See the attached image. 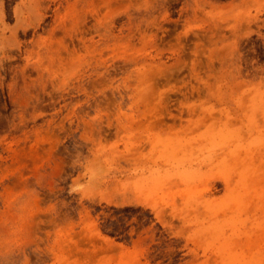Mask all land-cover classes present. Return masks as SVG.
I'll return each instance as SVG.
<instances>
[{
  "label": "rangeland",
  "instance_id": "obj_1",
  "mask_svg": "<svg viewBox=\"0 0 264 264\" xmlns=\"http://www.w3.org/2000/svg\"><path fill=\"white\" fill-rule=\"evenodd\" d=\"M0 264H264V0H0Z\"/></svg>",
  "mask_w": 264,
  "mask_h": 264
}]
</instances>
